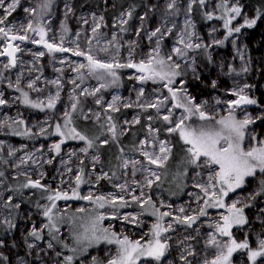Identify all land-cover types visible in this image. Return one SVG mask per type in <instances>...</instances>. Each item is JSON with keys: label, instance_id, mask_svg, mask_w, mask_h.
<instances>
[{"label": "rangeland", "instance_id": "rangeland-1", "mask_svg": "<svg viewBox=\"0 0 264 264\" xmlns=\"http://www.w3.org/2000/svg\"><path fill=\"white\" fill-rule=\"evenodd\" d=\"M76 1L20 0L16 10L8 17L9 26L26 27L32 22L34 28L43 27L47 33L45 39L49 43L57 45L62 43L63 47L70 51L49 52L43 43L32 42L40 40L36 32L27 31L28 40L10 41L20 49L16 52L17 62L14 67L9 65L5 68L10 58L6 55L0 56V99L6 101L0 105V121L7 120L9 124H12L13 120L23 121V124H12L7 130L6 125L0 127V172L6 170L8 178L21 184L6 185L0 179V264H64L63 258L67 255H74V264H92L93 257L107 264V260L116 255L118 247L116 244L101 242L88 248L83 254H73L64 248L63 244L75 246L72 233L78 229L79 218L89 213L104 214L106 218L103 227L110 228L121 238L126 235L130 240H141L142 243L151 239V228L156 217L147 216L151 208L149 210L146 205L147 211L142 210L131 198L133 194L140 195L141 191L145 198L151 197L161 212L171 214L164 217L162 223L165 226L171 223L172 228L168 234L161 237L169 245L161 261L142 259L139 264H186L182 256L187 258L188 264H203L205 259H213L215 249L208 245L207 241L211 234H216L215 224L221 222V215L226 211L206 208L207 214L199 216L198 209L205 207L204 201L207 197L197 185L208 184L211 170L187 162L188 146L180 139L178 132L167 131L174 123L169 124L163 119L165 115L171 113L170 118L175 122L185 115L184 111L174 107V100L167 88L163 87V82L151 80L141 82L136 79L140 73L134 68L116 69L119 77L116 84L101 89L95 95L84 93V89L92 92L99 87V82L88 75L86 68L76 71L78 65L87 64V60L82 56L73 55L71 50H75L79 45L82 51L91 48L93 54L103 60L112 61L115 58V61L120 63H128L130 60L132 63H139L157 48L159 41L160 56L166 59L171 55L172 60L167 62L180 64L178 71L181 75L174 78L171 87L183 89L179 95L184 97L187 94L198 104L207 102L205 110L216 119L228 115V102L238 99L233 93L238 92L240 88H244V94L249 98L257 101L254 105H241L235 108L234 112L238 119H243L245 115L254 119L255 122L246 130L244 147L246 149L256 147L259 146V140H264V120L257 119L264 116V12H262L264 3L257 4L255 8L242 0H227L229 7L239 6L242 10L241 15L236 16L229 25L233 29L240 27V32L233 31L229 35L228 29L224 27V20L234 14L225 13L221 6L224 0H204L203 5L200 4V0H175L172 8L168 7L172 0H142L135 17L131 6L133 0H81L78 4ZM10 2L11 0H5V7ZM26 8L35 11L28 13L25 12ZM208 13L212 14V19L207 18ZM3 15L4 9L0 8V16ZM193 15L195 19L197 17L203 20V24L198 26ZM245 19H257V23L249 28L243 26ZM93 28H96V32H93ZM156 29L160 31L152 36ZM188 33L192 34L190 41ZM17 34L25 33L20 31ZM181 36L185 37L186 42L200 44L201 47L185 48L184 44L180 43ZM8 43L9 41L0 36V52ZM177 47L184 53L182 56L173 52ZM101 49H107V52ZM41 52L44 55H39ZM206 63L208 67H205ZM245 68L247 71L243 70ZM17 77L20 78L18 87L28 92L34 101L48 102L49 96H55L59 92L55 108L21 109L18 95L12 90L13 87H17ZM73 80L75 84L72 83ZM54 81L58 83H53ZM32 82L33 87L29 88L28 85ZM141 89L144 95L138 98ZM113 97L120 98L116 102L119 111L108 108ZM97 99L100 100L99 104L96 103ZM158 100L165 101L159 110L140 107L141 104L156 103ZM73 103L77 104L74 112L71 108ZM126 104L132 106L125 107ZM66 111L72 118L69 127H75L78 132L93 140L91 148H88L85 141L61 137L55 133L57 124L61 125L62 130H66L64 129ZM109 116L112 118L111 121L108 120ZM136 120L139 122L136 123ZM155 121L159 122L162 128L155 125L153 123ZM144 122L146 123L142 126ZM185 123L189 125L190 120ZM201 123L200 121L190 126L199 127ZM111 124L116 126L115 138L109 131ZM49 126L51 127L45 130ZM208 126L219 127L215 125V121L208 122ZM41 129L45 131L42 133ZM137 129H141L139 135H136ZM26 130H30L27 135L14 134L24 133ZM127 132L124 141L132 143L135 139L134 145L128 147L126 143L120 142V138ZM161 132L167 134L173 142L168 137L161 136ZM40 134L41 137L38 136ZM253 135L257 137L256 140L250 138ZM61 140L63 143L57 153L53 145L60 143ZM105 140L108 147L102 143ZM161 141L168 142L171 151L174 148L173 143L178 145L173 150L174 154L170 160L172 164L165 169L163 168L165 164L159 168L156 165H149L142 154L143 151L158 154ZM86 148V152L82 151ZM9 150L12 151V155H9ZM102 150L108 151L106 157L112 163L117 153L120 166L116 175H111L103 167L104 162L100 161ZM183 152L186 155L185 164L177 175L183 187L186 182V192L182 195V197L185 195V199L173 205L174 199H166L153 185L150 188L145 186L144 177L148 173L140 169L147 167L159 175L163 168L164 175L161 174L160 183L162 187L163 181L180 165L177 158L182 156ZM133 161L138 163L133 165ZM125 162L127 167L124 166ZM187 166L190 167L186 170ZM77 175H82L85 181L79 187L80 195L89 193L94 196L122 195L129 204L126 207L117 204L115 208L106 205L103 209H96L86 200H57L52 215L58 220L59 232L56 233V239H52L49 229L44 227L48 223L44 211L52 204L47 197L56 191H66L71 195V190L76 186ZM150 178L155 180L154 177ZM29 179H39L50 189L31 190L24 187L22 183ZM254 183L253 181L251 184ZM122 184L127 185V191H120L119 185ZM252 188L254 190V186ZM247 194L254 193L250 189ZM237 201L243 203V197L236 193L231 195V202ZM255 206L264 210V195L255 202ZM181 207L185 209L184 213L179 211ZM79 208H84L85 213L78 212ZM128 214L137 216V221L135 223L125 221L123 217ZM184 215H196L198 219L190 227L175 222V217ZM73 219L77 221L75 224L72 222ZM34 227L40 232L41 239L30 235ZM258 227L259 232L264 231V227ZM255 228L253 222L243 230L253 231ZM240 234L238 231L232 236L237 240ZM216 235L217 239L228 240L227 237ZM259 239L260 236L256 237L254 242ZM49 243L52 244L51 248L48 247ZM189 252L192 255H189ZM245 252L247 253V250L235 252L233 264H244Z\"/></svg>", "mask_w": 264, "mask_h": 264}, {"label": "snow or ice", "instance_id": "snow-or-ice-1", "mask_svg": "<svg viewBox=\"0 0 264 264\" xmlns=\"http://www.w3.org/2000/svg\"><path fill=\"white\" fill-rule=\"evenodd\" d=\"M19 3L20 0H11V2L5 7V0H0V8L4 9V15L0 16V36L9 41L3 51L0 52V56L6 55L10 58L9 63L4 66L5 68L9 67V65L13 67L16 65V52L20 50L18 46H14L10 41L28 40L29 37L26 34L27 31L36 32L40 36V40H33L32 42L37 44L43 43L44 47L47 48L49 52L70 51V49L63 47L62 43L60 45L49 43L45 39L47 35L45 29L39 26L34 28L32 22H29L26 27L24 25H21L19 28H16L14 25L9 26L8 17L16 10ZM174 4L175 0H172V3L169 4L168 7L172 8ZM200 4L203 5L204 0H200ZM44 6L47 7V5ZM221 6L224 8L226 14L229 12L234 14L224 20V27L228 29L229 35H231L233 31L239 33L241 30L240 27L233 29L229 27V25L236 16L241 15V8L239 6L229 7L227 0H224ZM34 11L35 9H25V12L28 13ZM207 18L212 19V14L208 13ZM124 22L126 23V21ZM256 23L257 19H245L243 26L251 28L256 25ZM20 31H23L25 34H17ZM159 31L160 29H156V31L152 33V36H155ZM93 32H96V28H93ZM191 36V33L187 34L188 41L191 40ZM61 39L63 40V37ZM180 43L184 44V47L187 49L201 47L200 44L186 42L184 36L180 37ZM214 43H222V41H214ZM71 51L73 55L82 56L87 60V64H79L76 71L79 72L80 69L86 68L88 75L92 76L99 82V87L95 88L92 92H88L87 89H84V93L95 95V93L99 92L101 89L116 84L119 80L116 69L134 68L140 73L136 79L141 82L149 80L154 82L157 80L165 82L163 87L167 88L168 92L171 94L172 100L176 101L174 107L183 109L185 115L181 116L179 120L173 122L170 118L171 113L165 115L163 119L169 124L174 123V126L169 127L167 131L169 133L178 132L180 139L188 146L186 149L189 157L187 162L193 166L204 167L211 170L212 174L209 175L208 184L197 185V187L201 188L205 197H207L204 201L205 207L198 209V214L199 216L206 215V208H226V214L221 215V222L215 224V233L218 234L219 237H227L228 240L217 239L216 234H211L207 244L215 249L214 258L211 260L205 259L203 264H233V254L238 250H247L248 258L252 261V264H256L258 257H264V239H259L258 247L252 249L247 239L243 242H238L232 236L231 229L234 226H242L247 223V219L244 215V208L249 205L245 204L243 207H238L237 204L239 201L230 205H225L223 199L228 196L229 192H233L243 186L246 178L255 177L257 172L264 173V140L258 141L259 146L247 149L244 147L246 130L250 124L255 122L254 119L249 115H245L243 119H238L234 115L235 108H239L241 105H254L257 101L249 98L244 94V88H240L238 92L233 93L238 96V99L228 102V115L216 119L215 116L210 115L205 110V104L207 102H205V104H198L195 102L194 98L187 96V94L181 99L179 93H181L183 89H175L171 87L174 83V78L181 75L178 71L180 64L167 63V61L172 60L171 55L166 59L160 56L159 41H157V48L154 49L152 53H149L146 59L140 60L139 63H132L131 60L128 63H120L115 61V58H113L112 61L103 60L94 55L91 48H89L88 51H82L79 49V45H77L75 50ZM101 51L107 52V49H101ZM173 52L181 56L184 54L178 47L174 48ZM39 55L42 56L44 53L41 52ZM243 70L247 71L246 68ZM19 79L20 78L17 77V91H21L24 104L30 105L33 108L42 109L45 106L49 109L55 108L56 102L59 99V92H57L55 96H49L48 102L45 105L43 101L31 100L27 92L19 89ZM53 83L58 82L54 81ZM72 83L75 84V80H73ZM33 84L34 82L29 83L28 87L32 88ZM9 86L11 87L12 85L10 84ZM213 86H215V84H213ZM77 87H79V85H77ZM245 87H247V85H245ZM143 95L144 92L143 89H141L138 93V98ZM119 99V97H113V101L108 105V108L112 111H119V108L116 107V102ZM5 103L6 101L4 99H0V105ZM96 103L99 104L100 100L97 99ZM164 103V100H158L156 103L141 104L140 107L156 108L159 110L164 106ZM217 103H220V101H217ZM131 106V104L125 105V107ZM71 108L74 112L77 108V104L73 103ZM64 116L66 118L64 129L66 130H62L61 125L57 124L55 127V133L61 137H71L73 139L85 141L88 148H91L93 146V140L78 132L75 127H69L72 124V118L69 112L66 111ZM192 117H197L198 120L202 122L199 127H192L185 123V121L191 120ZM85 119H87V117H85ZM111 119V116H109L108 120L111 121ZM148 119H152V117H148ZM257 119L264 120V116L257 117ZM211 121H215V125H218L219 127L208 126V122ZM135 122L138 123L139 121L136 120ZM12 124H23V121L13 120ZM12 124H9L7 120L0 121V127L6 125L11 128ZM29 131L30 130H26L24 133L14 132V134L27 135ZM43 131L44 129H41V132ZM109 131L112 132L113 138H115L116 126L114 124L110 125ZM250 138L252 140L257 139L254 135ZM61 143H63V140H61L60 143L53 145V148L57 153L60 151ZM102 143L106 144L107 141L105 140ZM82 151L86 152L87 148L82 149ZM170 153L171 148L166 141H161L159 143L158 154L155 152L150 153L148 151L142 152L148 164L156 165L158 168L164 166L165 162L169 159ZM12 154V151L9 150V155ZM201 158H203V160H201ZM96 159H98V157ZM136 163L138 162L133 161V165ZM124 166L127 167V162H125ZM216 168H218V170H216ZM140 171L148 173V175L144 177V180L145 186L149 188L153 185L155 180L160 179L155 171H152L147 167L140 169ZM133 175H135V170ZM0 176H3L2 172H0ZM150 177H154L155 180ZM84 182L83 176L77 175L75 177L76 186L71 190V195L66 191H56L53 195L47 197L52 204L51 207L46 208L44 211V216L48 219V223L45 224L44 227L49 229V234L52 236V239H56V233L59 232V227L57 226L58 220L52 215V210L56 207L55 201L57 200H86L91 202L96 209H103L106 205H110L113 208H115L117 204H119L120 207L128 206L129 201L125 200L122 195L116 196L114 194H109L108 196H94L92 193L84 196L80 195L79 187ZM133 182L137 183L136 181ZM24 187L44 188V185L41 184L39 179H29ZM258 187L259 191L256 192L255 195L264 194V179L259 182ZM119 188L121 192L127 191L126 184L119 185ZM132 191L134 192L135 190L133 189ZM131 198L133 202L139 204L142 210L147 211L145 206H150L151 211L148 214L156 217V222L152 224L151 228V239L142 243L141 240H130L126 235L121 238L116 232L111 231L110 228L103 227V221L106 218L104 214L89 213L87 216L79 218L78 229L74 230L72 233V240L75 246L69 247V245L65 243L63 244V247L67 248L73 254H83L88 251V248L94 245H99L101 242H105L108 244H116L118 246L116 249V255L108 259L107 264H139L142 259H151L156 262L161 261L169 248L167 242L163 241L161 237L163 233L168 232L172 228L171 223L165 226L162 221L164 217L171 214L169 212H161L159 208L156 207L155 203H153L151 197H144L143 191L140 192V195L133 194ZM17 207H19V205H17ZM77 211L85 213L86 210L84 208H79ZM179 211L184 213L185 209L181 207ZM113 218H115V214ZM123 219L135 223L137 221V216L128 214L125 215ZM197 219L198 216L196 215H184L182 217L178 216L174 218L175 222L186 224L189 227L195 223ZM72 222L75 224L77 221L73 219ZM30 235L36 239L42 238L40 232L35 227ZM29 247L31 248L32 245H29ZM48 247L51 248L52 244L49 243ZM188 254L192 255L191 252ZM57 255H59V253ZM181 258L186 261V264H188L185 256H182ZM63 259L64 264H74V255L64 256ZM92 264H104V261L93 257Z\"/></svg>", "mask_w": 264, "mask_h": 264}, {"label": "crops", "instance_id": "crops-1", "mask_svg": "<svg viewBox=\"0 0 264 264\" xmlns=\"http://www.w3.org/2000/svg\"><path fill=\"white\" fill-rule=\"evenodd\" d=\"M124 136H122L120 138V142L121 143H126V142H122V138ZM103 145L108 147L104 143H103ZM126 145L128 147V146L134 145V144L133 143H130V144L126 143ZM184 146L185 145L183 144V147ZM103 152L105 154L108 153L107 150H105ZM114 157H115V161L113 163H112V161H110L108 159V160H106V164L103 165V167L107 171H109V173L111 175H116L119 172L120 162L117 159V153H116V155H114ZM185 157H186V155H184V152H183L182 156L177 158V160L180 162V165L175 167V169L172 170V172L170 174V177L163 181V184H162V187H161V184H160L162 182L161 174L163 173V175H164V169L172 164V163H170V160L172 158V156H171L169 158V160L165 163V166L163 167L164 169L162 168V170H160V174H159L160 179L156 180L153 183V187L159 189L163 193V195H164V197L166 199H168V200L174 199L173 200L174 202H172L173 205L179 204V203H181V201H183L185 199V197H184L185 195L183 197H182V195L186 192V188H187L186 182H184L185 184H184V187H183L182 184H181V180L179 179V177L177 175L182 170V168L184 167V164H185L184 159H185ZM181 158H182V160H181ZM188 167H190V166H187L186 170L188 169ZM262 179H264V173L257 172L255 177L246 178L245 183H244L243 186H241L240 188L236 189L233 192H229L228 196L223 198L225 205H230L232 203L231 202V195H234L236 193L238 195H241L243 197V200H244L243 203H238L237 204L238 207H243L245 204L249 205L248 207L244 208V215H245V217L247 219V223L242 225V226H234L231 229V231H232V235H233L234 232H238L239 231L241 234L237 237V241L238 242H243L245 239H247V241H248V243H249V245H250V247L252 249H256L258 247V241L254 242V239L256 237L260 236V239H264V231L259 232V229H258L259 228L258 226H260L261 228L264 227V223H263L264 222V216H263L264 210L259 208V206L258 207L255 206V202L259 201V199H262V197L264 195V194L255 195V193L259 191V187L258 186H259V182ZM253 181L255 183L251 184ZM252 186H254V190H253ZM250 189L252 190V192L254 194H247V192ZM156 207L159 208L157 205H156ZM148 209L150 210V206H148ZM209 210H223V211H226V208H210ZM147 216L153 217L150 214H147ZM149 221H151V220L149 219ZM154 222H156V220H154ZM253 222L256 225V228L253 231H248L247 229L243 230L245 226H248L249 224H253ZM164 234H168V232L163 233L162 235H164ZM245 258H246V261H245L244 264H246V263L252 264V261L247 260L249 258H248V254L246 252H245ZM256 264H264V257H258L257 261H256Z\"/></svg>", "mask_w": 264, "mask_h": 264}, {"label": "trees", "instance_id": "trees-1", "mask_svg": "<svg viewBox=\"0 0 264 264\" xmlns=\"http://www.w3.org/2000/svg\"><path fill=\"white\" fill-rule=\"evenodd\" d=\"M81 0H77L76 1V4H78L79 2H80ZM242 1H244V2H247V3H249V4H251V5H253L255 8L257 7V4H259V3H264V0H242ZM141 4H142V0H133V4L131 5L132 6V9H133V13H134V17H135V15L136 14H138V11L140 10V7H141ZM120 9V8H119ZM193 12H194V10H193ZM262 12H264V10L262 11ZM193 14V13H192ZM110 16H111V14L108 16V18H110ZM193 17H194V15H193ZM194 19H195V17H194ZM195 21H196V23H197V25L198 26H200L201 24H203V20H199V19H197V17H196V19H195ZM200 51H201V49H200ZM168 63V62H167ZM205 67H208V64L206 63V66ZM167 70V69H166ZM152 81V80H151ZM158 82H163V81H159V80H157ZM163 83H165V82H163ZM13 90H15L16 92H19V94H20V107L22 108V109H40V108H33V107H31L30 105H26V104H24L23 103V97H22V95H21V91H17V88H13ZM8 91H10V90H8ZM25 92V91H24ZM29 94V93H28ZM181 97V99H183V96H180ZM29 98L31 99V100H33L32 99V97H31V95L29 94ZM176 103V101H174V104ZM87 106V105H86ZM177 109H181V110H183L182 108H177ZM200 121L198 120V118L197 117H192V119L190 120V123H189V125L190 124H198ZM146 122H144V123H142L141 125L142 126H144V124H145ZM155 125H157L159 128H162V126H161V124L159 123V122H153ZM141 131V129L140 130H138L137 129V132H136V135H139L140 132ZM129 132V131H128ZM128 132L125 134V136L128 134ZM136 135H135V137H136ZM125 136L122 138V142H126V143H128V144H130L129 142H128V140L127 141H124V138H125ZM161 136H163V137H168V139L170 140V141H172V139L167 135V134H163L162 132H161ZM135 140V139H134ZM134 140L132 141V143L134 144ZM174 141H175V138H174ZM173 142V141H172ZM172 145H174V148L176 147V146H178L176 143L174 144H172ZM174 148L172 149V151H171V155H169L170 157L172 156L173 157V150H174ZM100 156H101V160L100 161H102V163L104 162V164H102V165H105L106 164V160H108L107 159V157H106V154L104 153V152H102V154H100ZM167 162V161H166ZM1 170V169H0ZM3 173V172H2ZM0 178L1 179H3V181H6V183H9L10 182V179L8 178V177H6L5 176V173H3V176H0Z\"/></svg>", "mask_w": 264, "mask_h": 264}, {"label": "flooded vegetation", "instance_id": "flooded-vegetation-1", "mask_svg": "<svg viewBox=\"0 0 264 264\" xmlns=\"http://www.w3.org/2000/svg\"><path fill=\"white\" fill-rule=\"evenodd\" d=\"M13 88H17V87H13ZM19 89H21V88H19ZM8 90H10V89H8ZM13 90V89H12ZM22 90V89H21ZM15 93H17V95H18V98H19V107H20V94H19V92H16L15 90H13ZM26 92V91H25ZM28 93V92H27ZM34 101V100H33ZM46 101L44 102V104L46 105ZM21 108V107H20ZM22 109V108H21ZM41 109V108H40ZM45 109H47V107L45 106L44 108H42V110H45ZM23 110H38V109H23ZM51 126H49L48 128H46L45 130H47V129H49ZM5 129L7 130V126L5 127ZM44 130V131H45ZM43 131V132H44ZM42 132V133H43ZM41 133V134H42ZM41 134L40 135H38L39 137H41ZM41 140H43L42 138H40ZM59 140V139H58ZM65 144H70V143H65ZM64 145V144H63ZM71 145H73V144H71ZM102 152H103V150H102ZM3 173H5V176H6V170H3ZM7 177V176H6ZM1 179V178H0ZM10 179V178H9ZM2 183H5L6 185H8L9 183L11 184V185H14L15 186V184L17 185V186H19V185H21L18 181H15V180H13V179H10V182L9 183H6V181H3V179H2ZM28 183V180H26L24 183H22V185L24 186L25 184H27ZM41 184L42 185H44V188H40V189H50L47 185H45L43 182H41ZM31 190L33 189V190H36L37 188H32V187H29Z\"/></svg>", "mask_w": 264, "mask_h": 264}]
</instances>
